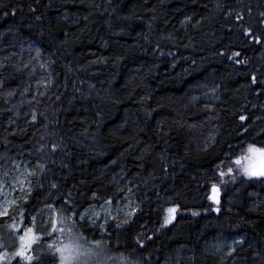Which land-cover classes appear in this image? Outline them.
<instances>
[{
    "label": "trees",
    "instance_id": "obj_1",
    "mask_svg": "<svg viewBox=\"0 0 264 264\" xmlns=\"http://www.w3.org/2000/svg\"><path fill=\"white\" fill-rule=\"evenodd\" d=\"M249 147L264 150V0H0V181L27 178L0 264H59L47 214L125 264H264ZM108 205L134 214L86 215ZM35 227L32 260L11 261Z\"/></svg>",
    "mask_w": 264,
    "mask_h": 264
},
{
    "label": "rangeland",
    "instance_id": "obj_2",
    "mask_svg": "<svg viewBox=\"0 0 264 264\" xmlns=\"http://www.w3.org/2000/svg\"><path fill=\"white\" fill-rule=\"evenodd\" d=\"M30 53L33 55L35 61L39 59L36 50L33 49ZM35 69H37L36 66L33 70L34 75L36 74ZM211 88L212 87L205 88L204 98L208 99L215 97L213 89ZM26 180L27 178L23 176L22 173H19L14 178L9 179V181H0V216L8 214V210L11 206L17 203L19 194L22 193L27 186ZM217 197L218 192L215 191L214 198L216 199ZM112 211L123 212L130 215L134 214L131 206H129V209L113 210V208L108 205L101 210H91L87 212L86 215L96 220L109 217ZM173 213L174 212L171 211L168 213L167 222L172 221ZM49 220L51 224L59 223V232L55 227L48 230V234L54 240H57L56 245L52 242L51 246L55 248V252L58 254L59 264H125L120 258L108 256L106 250H104L102 246L84 242L79 234L73 230L71 222L68 219H55L51 214H47L44 218V223H48ZM45 229V227L42 228L43 231ZM43 231L37 232V228L35 227L25 236L22 235L23 237H20V242H9L7 246L9 253L12 254L11 261L18 257L30 262L32 260V248L39 242L40 234H42ZM17 245L19 246L15 247ZM216 247L220 250H230V248L233 247V243H222Z\"/></svg>",
    "mask_w": 264,
    "mask_h": 264
},
{
    "label": "snow or ice",
    "instance_id": "obj_3",
    "mask_svg": "<svg viewBox=\"0 0 264 264\" xmlns=\"http://www.w3.org/2000/svg\"><path fill=\"white\" fill-rule=\"evenodd\" d=\"M242 119H243V118H242ZM249 151H250V152H260L261 155H264V150H259V149H254V148H252V147H249ZM237 163H239V161H237ZM249 174H250V175H257V174H259V175H264V172H260V173L250 172ZM169 211L174 212L175 209H170Z\"/></svg>",
    "mask_w": 264,
    "mask_h": 264
}]
</instances>
